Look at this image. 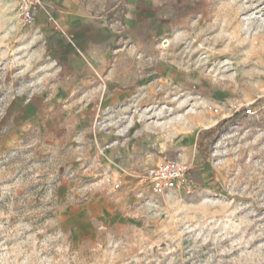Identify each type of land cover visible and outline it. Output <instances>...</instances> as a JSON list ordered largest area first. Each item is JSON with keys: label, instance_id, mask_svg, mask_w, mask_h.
<instances>
[{"label": "rangeland", "instance_id": "rangeland-1", "mask_svg": "<svg viewBox=\"0 0 264 264\" xmlns=\"http://www.w3.org/2000/svg\"><path fill=\"white\" fill-rule=\"evenodd\" d=\"M18 2L0 0V264H264V0H156L114 32L119 96ZM164 158L190 191L142 181Z\"/></svg>", "mask_w": 264, "mask_h": 264}, {"label": "crops", "instance_id": "crops-1", "mask_svg": "<svg viewBox=\"0 0 264 264\" xmlns=\"http://www.w3.org/2000/svg\"><path fill=\"white\" fill-rule=\"evenodd\" d=\"M52 13L64 30L68 40L60 41L63 49L61 61L76 67V79L88 78L92 74L86 62L103 79L105 87L116 72V61L112 67L109 46L113 41L114 32L122 26L128 32H141L147 13L155 10L156 0H45ZM121 18H112L119 16ZM112 18V19H111ZM111 19V21H110ZM40 23H48L54 27L47 17L40 13L36 19ZM117 28V29H116ZM58 31V30H57ZM60 32V31H59ZM87 60V61H86ZM92 61V62H90ZM110 61V62H109ZM83 67V70L79 69ZM107 69L109 73L106 74ZM106 76V77H105ZM103 89V95H123L125 91H115L113 94Z\"/></svg>", "mask_w": 264, "mask_h": 264}, {"label": "built area", "instance_id": "built-area-1", "mask_svg": "<svg viewBox=\"0 0 264 264\" xmlns=\"http://www.w3.org/2000/svg\"><path fill=\"white\" fill-rule=\"evenodd\" d=\"M18 12L26 23H33L37 16L43 13L54 27L64 33V30L55 19L52 9L45 0H19ZM249 113L251 109H247ZM190 167L178 159L164 158L144 171L142 181L156 193L168 190H191L192 179Z\"/></svg>", "mask_w": 264, "mask_h": 264}]
</instances>
